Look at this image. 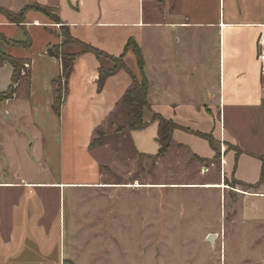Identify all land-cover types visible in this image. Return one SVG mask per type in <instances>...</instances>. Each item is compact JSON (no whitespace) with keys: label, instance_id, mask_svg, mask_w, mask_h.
<instances>
[{"label":"crops","instance_id":"crops-1","mask_svg":"<svg viewBox=\"0 0 264 264\" xmlns=\"http://www.w3.org/2000/svg\"><path fill=\"white\" fill-rule=\"evenodd\" d=\"M28 5L51 9L77 43L61 47L75 59L56 113L53 81L61 61L46 51L63 37L40 12L28 10L21 23L0 13V54L25 61L30 72L29 93L18 86L0 103V264H89L80 258L89 259L90 249L73 252L84 244L76 231L95 229L96 188L111 186L90 143L118 110L131 76L140 78L129 40L140 50L148 83L146 125L129 132L136 152L157 156L152 117L160 115L177 125L168 150L186 149L209 170L217 167L222 179L231 176L256 191L243 199L264 205V85L257 60L264 0H0L13 14ZM82 45L122 56L127 71L109 75L99 89L100 70L112 71L114 63ZM11 77V66L0 64V93Z\"/></svg>","mask_w":264,"mask_h":264},{"label":"rangeland","instance_id":"rangeland-1","mask_svg":"<svg viewBox=\"0 0 264 264\" xmlns=\"http://www.w3.org/2000/svg\"><path fill=\"white\" fill-rule=\"evenodd\" d=\"M20 87L24 90L23 81ZM122 114L117 110L94 135L103 136L93 149L102 163L104 182L111 186L96 188L95 229L76 231L86 244L73 245V252L88 254L90 249L89 259L80 262L264 264V205L242 198L256 191L231 176L222 179L217 167L209 170L183 148L167 149L159 158L139 155L128 130L114 134L125 121ZM135 184L140 187H131ZM206 184H224L226 189L201 187ZM78 192L72 190L75 205ZM73 209L78 219L77 206Z\"/></svg>","mask_w":264,"mask_h":264},{"label":"trees","instance_id":"trees-1","mask_svg":"<svg viewBox=\"0 0 264 264\" xmlns=\"http://www.w3.org/2000/svg\"><path fill=\"white\" fill-rule=\"evenodd\" d=\"M31 8L36 9L38 12L42 13L46 16L49 20L53 23L60 24L59 18L52 13V10L45 7H40L37 5H28L20 10V13L14 15L9 11L3 10L0 8V13H2L7 20L13 23H21L24 20L25 14ZM61 30L64 33L63 44L59 47H48L47 48V55L61 61V76L57 79H54L53 83L55 84V99L53 103V110L58 113L59 108L62 103V97L65 95L67 90L68 79L71 75L72 68H73V61L75 59V55H66L61 51V47L72 42H76L74 39L71 38L69 31L66 27L60 26ZM77 43V42H76ZM83 51L85 52H93L98 58L106 57L109 58L115 65L112 71H104L103 69L100 70L99 73V80H98V88L101 89L106 78L119 70L127 71L122 56L119 58L108 57L107 55L103 54L100 51L92 49L87 45H82ZM126 49H131L135 55L137 66L140 71V78H136L131 76L132 84L129 89L123 95L121 101L117 105V109L124 114V123L115 131V135H121L124 130L133 131V130H140L145 127V123L143 121V112L145 109L149 108V104L147 101V90H148V83L146 78L143 75V59L140 53L138 46L135 44L134 41L129 40L126 44ZM7 63L12 68V77H11V84L9 85L8 89L4 93H0V103L5 102L6 100L12 98V94L16 92L17 88H13L15 83L20 86L22 81L24 82L25 88L24 91L26 94L29 93V86H30V72L29 70L25 71L24 75L21 76V69H23V65L25 61L17 60L13 58L6 57L0 54V64ZM23 77V78H22ZM152 119L158 123V132H157V141L159 144V151L157 153L156 158L162 157V155L166 152L169 148L171 143V133L172 131L177 128V125L174 124L171 120H166L162 118L160 115L154 114ZM202 136V135H201ZM206 137V136H203ZM103 136H100L98 139L93 137L90 143L91 148H95V146L100 145L102 143ZM239 151L237 150V153ZM263 162L264 168V157L261 158Z\"/></svg>","mask_w":264,"mask_h":264},{"label":"built area","instance_id":"built-area-1","mask_svg":"<svg viewBox=\"0 0 264 264\" xmlns=\"http://www.w3.org/2000/svg\"><path fill=\"white\" fill-rule=\"evenodd\" d=\"M257 60L260 64L261 67V73L263 75L264 78V26L261 28V32H260V38L258 41V55H257ZM29 69V64L28 63H24L23 65V69H21V76L24 75L25 71H27ZM18 84L15 83L13 85V88H17ZM15 95L12 94V97ZM221 152V151H220Z\"/></svg>","mask_w":264,"mask_h":264},{"label":"bare ground","instance_id":"bare-ground-1","mask_svg":"<svg viewBox=\"0 0 264 264\" xmlns=\"http://www.w3.org/2000/svg\"><path fill=\"white\" fill-rule=\"evenodd\" d=\"M101 187H109V186H101ZM131 187L138 188L140 187V185L135 184L134 186H131ZM144 187H151V185H145ZM201 187L204 189H223V190L226 189V186L224 184H206V185H202Z\"/></svg>","mask_w":264,"mask_h":264},{"label":"water","instance_id":"water-1","mask_svg":"<svg viewBox=\"0 0 264 264\" xmlns=\"http://www.w3.org/2000/svg\"><path fill=\"white\" fill-rule=\"evenodd\" d=\"M207 241H209L210 243H212V241H213V236H212V235H209V236L207 237Z\"/></svg>","mask_w":264,"mask_h":264}]
</instances>
